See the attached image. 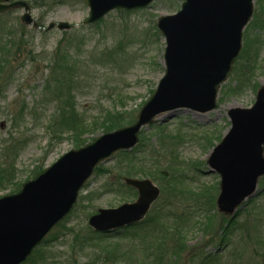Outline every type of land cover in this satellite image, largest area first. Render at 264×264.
<instances>
[{
  "label": "rangeland",
  "instance_id": "obj_1",
  "mask_svg": "<svg viewBox=\"0 0 264 264\" xmlns=\"http://www.w3.org/2000/svg\"><path fill=\"white\" fill-rule=\"evenodd\" d=\"M27 1L39 26L21 20L24 9L9 11L7 22L9 26H14L17 38L9 55H0V169L13 163L15 174L10 183L0 185V197L16 193L18 184L22 186L34 178L33 174L38 168H47L64 153L77 148L76 142L79 140L89 142L105 133L107 113L122 112L125 115L140 110L166 71V42L158 28V18L173 14L181 7L180 0H154L146 8L115 9L96 23L85 24L83 21L89 14V8L84 0H67L51 8L37 5L36 1L44 0ZM257 14L259 19H256ZM58 21L75 26L69 30L43 29L49 23ZM245 34L258 44L256 70L250 84L234 89L237 85L235 62L231 75L221 84L214 110L200 112L178 108L156 116L139 132L140 140L142 135L145 136L149 149H155L157 153L161 150L157 142L158 126L165 129L166 134L180 133L182 141L173 153L177 159V169L174 167V170L179 172L178 175H184V179H178L181 183L179 187L206 191L207 195L215 194V201L221 178L217 172L210 171L207 163L209 154L231 128L229 110L252 107L259 89L264 86V0H254V14L243 30L240 54L245 46ZM249 51H252V47H249ZM64 55H67L68 61L66 80L71 86L70 94L74 96L77 125L81 128L78 133L81 136L74 135L68 129L59 132L53 124L66 92L61 96L58 83L50 77V72L53 59ZM242 61L246 59L242 58L239 66L243 64ZM63 85L67 87L64 80ZM161 151L160 169L164 171L169 167L170 158L167 156L166 159L163 155L166 153ZM148 154L146 151L139 156L146 157ZM119 162L116 156L108 159L101 166L109 168L111 172L94 171L88 179L79 193L78 202L55 227L52 234H59L57 240L47 244L52 253L62 257L63 263L50 261L46 264H66L67 260L74 264H85L95 250L108 248L116 242H131L134 234H137L134 229L105 233L95 239L93 245L85 243L81 249L77 243L79 240H75V235L83 239L90 233L89 218L99 209L114 208L136 200L137 195L124 194L125 191L115 186L119 180L124 182V177L129 176L125 174L121 177ZM137 166L140 165H135V168ZM131 177L150 178L162 187L151 175L140 173ZM206 199L203 196L204 203ZM201 201L198 206L192 207V214L180 236L190 250L200 248L201 254L205 251L208 255L219 250L225 253L228 249L221 243V238L231 216L220 212L217 207L216 210L212 209L209 214L214 216L213 227L206 232L208 212L201 206ZM258 203H264V176L259 180L255 195L245 201L240 210L255 212ZM237 213L235 217H238ZM167 222L173 225L174 220ZM201 261L202 257L195 264H201ZM34 264H39L38 259Z\"/></svg>",
  "mask_w": 264,
  "mask_h": 264
},
{
  "label": "water",
  "instance_id": "obj_2",
  "mask_svg": "<svg viewBox=\"0 0 264 264\" xmlns=\"http://www.w3.org/2000/svg\"><path fill=\"white\" fill-rule=\"evenodd\" d=\"M153 0H85L89 14L85 24L94 23L115 9L148 7ZM181 8L158 18L164 35L166 71L136 120L105 132L84 146L64 153L58 160L26 181L13 194L0 197V264H21L65 218L87 180L101 162L119 150L133 148L139 132L161 113L178 108L208 112L217 106L220 86L231 75L242 49L243 30L254 14V0H180ZM24 9L21 20L38 27L27 0H0V13ZM69 30L66 21L45 28ZM231 128L207 159L211 172L220 177L217 206L234 215L257 191L264 176V86L252 107L229 110ZM138 191L133 202L101 208L89 224L99 232H113L141 222L161 189L150 178L125 177Z\"/></svg>",
  "mask_w": 264,
  "mask_h": 264
},
{
  "label": "trees",
  "instance_id": "obj_3",
  "mask_svg": "<svg viewBox=\"0 0 264 264\" xmlns=\"http://www.w3.org/2000/svg\"><path fill=\"white\" fill-rule=\"evenodd\" d=\"M36 2L40 7L51 8L54 5L66 3L67 0H58V2L44 0L42 2ZM34 4L36 3L34 2ZM8 13L10 12L0 13V55H3V57L9 55L10 49L15 45L17 38L14 26L8 25ZM256 19H259L258 14ZM256 25L258 26L259 24L256 22ZM244 40L245 46L236 60L234 67L235 75L237 76L235 90L251 83L258 59L257 42L248 34H245ZM249 47H252V51H249ZM63 57L65 58L64 60H62ZM242 58H245L246 61H242L243 64L239 66L238 62H241ZM66 62H68L67 55L54 58L50 72V77L55 78L56 83H58L61 96L63 92H66L64 100L59 105L58 113L53 124L59 132H62L63 129H68L67 131L70 130L74 135L81 136L78 133L81 131V128L80 125H77L78 116L75 112L74 96L70 94L72 93L71 86L69 81L66 80L68 70ZM63 80L67 82V87L63 85ZM137 113L138 111L125 115L122 112L111 115L107 113L106 122L108 121V124L104 127L105 132L134 122ZM70 114L72 115L68 117ZM158 128V147L166 153L163 154L166 159H168L167 156L170 158L168 159L169 167L167 170L162 171L160 169L162 151L160 150L157 153L155 149H149L148 141L143 135L141 136L139 145L135 149L119 151L115 156L120 160L118 167L121 168V172H119L121 177L125 174L134 176L140 173L153 176L162 185L160 198L153 205L144 221L127 229L137 230V234H134L130 240L131 242H116L108 248H99V251L95 250L91 254L92 259L90 257L85 264H195L201 257V264H264V203L255 205V212L247 213L241 209L237 213L238 217L230 218L228 224L224 227L221 238V243L228 249L227 252L224 253L222 250H219L218 252L216 251L217 254L215 252L208 255L204 251L201 254L202 249L190 250L186 243H184L180 232L186 226V222H188L189 216L192 214V207L198 206L200 200H202L200 203L201 206L208 212L206 232L213 227L214 216H210L211 214L209 213L212 209L216 210L217 207L215 194L207 195L206 191L197 192L179 187L181 183L178 179H184V175H178L179 172L174 170V167L176 168L177 165V159H175L176 156L173 153L175 152L174 148L182 141L183 136L180 133L175 135L166 134L164 132L165 129H160V126ZM86 142L87 140H79L76 142V147L83 146ZM146 151L149 153L146 157L144 155L139 156L142 153H146ZM137 164L140 166L135 168ZM101 165L96 168L97 172H111L109 168ZM13 169V163H8L6 167L0 169V185L10 183L13 180L15 175ZM42 170V167L38 168L33 175H36ZM156 173L158 174L156 175ZM115 186L117 189L125 191L124 194L130 193L137 195L136 190L126 185L122 180H119ZM20 187L21 184H18L16 189L18 190ZM203 196L207 197L205 203L203 202ZM242 211L244 213L239 217ZM170 220H174L173 225L167 222ZM58 236L59 234L57 232L51 234L45 240L44 245L38 247L24 264H34L36 259H38L39 264H46L50 261L63 263L61 260L62 257L52 253L47 246L50 242L57 240ZM102 236V234L91 229L90 233L83 239H79L75 235V240H79L77 243L81 249L85 243L93 245L94 240ZM96 246L98 245L96 244ZM66 264L74 263L67 260Z\"/></svg>",
  "mask_w": 264,
  "mask_h": 264
}]
</instances>
